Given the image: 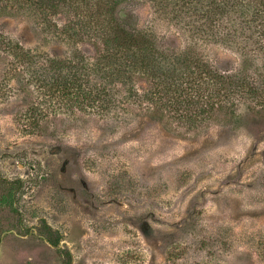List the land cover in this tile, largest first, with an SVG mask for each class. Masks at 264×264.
I'll list each match as a JSON object with an SVG mask.
<instances>
[{
  "label": "rangeland",
  "instance_id": "1",
  "mask_svg": "<svg viewBox=\"0 0 264 264\" xmlns=\"http://www.w3.org/2000/svg\"><path fill=\"white\" fill-rule=\"evenodd\" d=\"M164 3L159 10L153 0H131L123 13L179 47L189 37L185 22L176 0ZM9 6L0 41L68 54L43 33L34 0ZM77 47L95 56L89 43ZM4 55L0 264H167L171 256L180 264H264V114L243 112L238 125L181 137L132 110L113 125L50 109V127L37 128L22 120L26 98L16 82L1 85ZM212 58L221 68L238 61L221 49Z\"/></svg>",
  "mask_w": 264,
  "mask_h": 264
},
{
  "label": "trees",
  "instance_id": "2",
  "mask_svg": "<svg viewBox=\"0 0 264 264\" xmlns=\"http://www.w3.org/2000/svg\"><path fill=\"white\" fill-rule=\"evenodd\" d=\"M129 1L34 0L43 33L69 49L62 57L1 37L0 51L9 58L1 85L14 80L25 95L23 121L49 128L46 114L55 109L115 125L132 110L185 137L215 125H238L243 112L263 116L264 42L257 36L264 31V0H176L173 10L189 35L179 47L166 46L149 28L139 29L123 13ZM153 1L159 10L168 6ZM29 2L33 5L0 0V15L9 4L23 9ZM79 42L89 43L95 56L79 49ZM217 49L235 57L236 65L219 67L212 58ZM166 260L180 264L174 256Z\"/></svg>",
  "mask_w": 264,
  "mask_h": 264
}]
</instances>
